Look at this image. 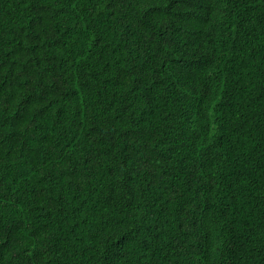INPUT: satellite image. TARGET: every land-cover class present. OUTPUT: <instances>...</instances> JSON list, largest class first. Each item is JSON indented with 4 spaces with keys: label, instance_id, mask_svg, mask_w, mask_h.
<instances>
[{
    "label": "trees",
    "instance_id": "16d2710c",
    "mask_svg": "<svg viewBox=\"0 0 264 264\" xmlns=\"http://www.w3.org/2000/svg\"><path fill=\"white\" fill-rule=\"evenodd\" d=\"M0 264H264V0H0Z\"/></svg>",
    "mask_w": 264,
    "mask_h": 264
}]
</instances>
